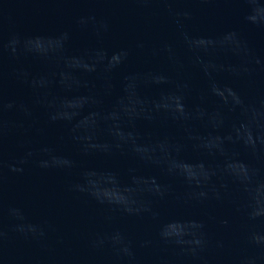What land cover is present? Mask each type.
<instances>
[{"label": "water", "instance_id": "1", "mask_svg": "<svg viewBox=\"0 0 264 264\" xmlns=\"http://www.w3.org/2000/svg\"><path fill=\"white\" fill-rule=\"evenodd\" d=\"M0 264H264V0H0Z\"/></svg>", "mask_w": 264, "mask_h": 264}]
</instances>
